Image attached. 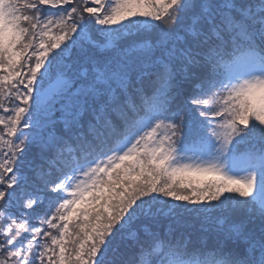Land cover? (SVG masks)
Returning a JSON list of instances; mask_svg holds the SVG:
<instances>
[{
  "label": "snow or ice",
  "instance_id": "6c2138e0",
  "mask_svg": "<svg viewBox=\"0 0 264 264\" xmlns=\"http://www.w3.org/2000/svg\"><path fill=\"white\" fill-rule=\"evenodd\" d=\"M0 264H264V0H0Z\"/></svg>",
  "mask_w": 264,
  "mask_h": 264
}]
</instances>
